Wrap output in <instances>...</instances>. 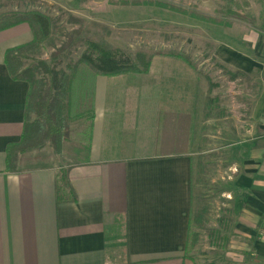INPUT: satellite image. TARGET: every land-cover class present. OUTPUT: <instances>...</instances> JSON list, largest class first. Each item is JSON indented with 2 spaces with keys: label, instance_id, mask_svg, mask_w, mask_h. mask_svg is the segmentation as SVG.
Instances as JSON below:
<instances>
[{
  "label": "crops",
  "instance_id": "0c3cea01",
  "mask_svg": "<svg viewBox=\"0 0 264 264\" xmlns=\"http://www.w3.org/2000/svg\"><path fill=\"white\" fill-rule=\"evenodd\" d=\"M207 33L225 67L264 70L255 33ZM32 38L24 22L0 30V264H196L186 245L196 234L195 115L208 82L171 50L154 54L147 72L98 75L89 150L67 165L21 168L20 160L9 172L6 150L21 138L29 84L10 77L5 51ZM251 122L231 188L233 228L240 264H264V94Z\"/></svg>",
  "mask_w": 264,
  "mask_h": 264
},
{
  "label": "rangeland",
  "instance_id": "374dc122",
  "mask_svg": "<svg viewBox=\"0 0 264 264\" xmlns=\"http://www.w3.org/2000/svg\"><path fill=\"white\" fill-rule=\"evenodd\" d=\"M120 1L0 0V14L38 10L58 16L68 32L73 28L67 24L69 15L86 22L102 23L107 28L103 39L110 46L129 54L137 50L181 53L197 68L200 77L206 82L211 80L214 89L211 92L206 89L203 105L199 104L195 115L194 127L198 140L192 156L194 200L191 215L194 218L192 232L196 234L190 237L193 247L189 246L186 251L196 264H240L243 240L233 228L234 197L231 188L243 154L244 140L251 135L253 109L264 94V70H253L245 75L236 69L222 67L212 53L216 42H211L207 27L255 33L257 50L261 49V56H257L256 60L264 61V44H261L264 42L263 0H246V6L243 4L245 0H147L172 5L176 10L115 3ZM236 4L240 7L237 8ZM145 10H151V20H145ZM194 15L199 17L195 18ZM246 48L249 50L250 46ZM84 50L85 43L81 39L71 49L53 58V50L44 48L41 59L47 60L56 69L67 70ZM210 96L218 98L224 115L219 116L217 111L209 110L207 100ZM78 137L74 130L71 141L63 145L61 154H55L49 145L29 152L21 159L20 167L35 166L40 162L63 165L73 162L78 153L83 155L85 150L79 145ZM230 195L232 198H229ZM218 233L227 235L226 246L221 247L220 241L216 243L214 237Z\"/></svg>",
  "mask_w": 264,
  "mask_h": 264
},
{
  "label": "trees",
  "instance_id": "16d2710c",
  "mask_svg": "<svg viewBox=\"0 0 264 264\" xmlns=\"http://www.w3.org/2000/svg\"><path fill=\"white\" fill-rule=\"evenodd\" d=\"M115 3L122 6L152 5L176 10L174 6L159 1L121 0ZM243 4L246 6V0ZM236 6L240 7L239 4ZM22 22L28 24L32 40L5 51V64L10 77L29 84L21 138L6 150V170L9 172L18 170L20 160L29 152L39 151L46 145L51 146L55 154H61L63 145L71 141L74 130L79 136V145L88 151L94 118L95 78L98 75L147 72L153 55L161 52L137 50L134 54H129L112 47L103 39L107 29L104 24L86 22L75 15L67 17V24L73 27L68 32L58 16L38 10L8 11L0 14V30ZM81 39L84 40L85 50L67 70L56 69L47 60L41 59L44 48L53 50V58L56 54L60 56L62 52L71 49ZM174 55L185 58L181 53ZM219 64L224 67L222 63ZM214 86L209 79L208 92H211ZM218 101L217 97L210 96L209 110L217 111V115H224ZM66 174L63 169L59 171L58 200L61 198V188L67 184ZM229 227L230 224L228 229ZM214 238L216 243L221 242V247L228 243L226 234L218 233ZM189 246L192 244L187 240L186 249Z\"/></svg>",
  "mask_w": 264,
  "mask_h": 264
}]
</instances>
